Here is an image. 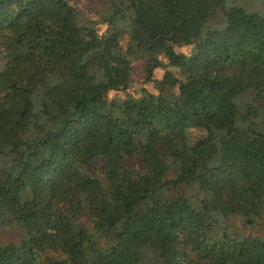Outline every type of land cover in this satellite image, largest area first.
<instances>
[{
	"label": "trees",
	"instance_id": "trees-1",
	"mask_svg": "<svg viewBox=\"0 0 264 264\" xmlns=\"http://www.w3.org/2000/svg\"><path fill=\"white\" fill-rule=\"evenodd\" d=\"M100 1L0 0V264H264V0Z\"/></svg>",
	"mask_w": 264,
	"mask_h": 264
},
{
	"label": "rangeland",
	"instance_id": "rangeland-1",
	"mask_svg": "<svg viewBox=\"0 0 264 264\" xmlns=\"http://www.w3.org/2000/svg\"><path fill=\"white\" fill-rule=\"evenodd\" d=\"M70 2L71 4L75 5L80 14H82L83 17H88L94 19V21H99V12L102 10V4L100 3V0H66ZM224 25V21L220 17H213L208 20L207 27H215V28H221ZM119 27L122 30L123 34L119 41V46L121 48H125V45L128 42V27L126 23L120 22ZM97 28L99 29V33H103L105 30V25L98 24ZM174 49L177 52H186L189 53L190 45H184V46H178L174 47ZM132 74H131V81L130 85L126 90L116 91L112 90L109 91L106 94V98L104 100L105 108L109 112H111L113 115L118 116L119 112L112 108L110 104L108 103L112 99H125L126 97H129L130 95H139L141 94L142 87H146L148 91L152 93H157V89L155 87L156 80L160 79L162 77V74L164 72V69H157L154 72L153 80L152 81H146L145 80V71H144V58H135L132 59ZM191 134L193 136H199L203 135L204 132L197 127H194L191 129ZM216 136L219 139L221 137V132L216 131ZM128 163H132L135 166L141 165V162L138 158L134 157L129 160H127ZM103 161L96 159L91 162L90 168L92 169V172L98 176H102V168H103ZM14 204L10 202L9 200L5 198H0V214L4 217L12 216L14 213ZM254 232L257 234H263L264 230L261 232L258 229H254ZM19 238V232L17 229L13 226H8L6 229H0V240L2 241H9V240H15ZM140 264H156V261L154 259H148L140 262Z\"/></svg>",
	"mask_w": 264,
	"mask_h": 264
}]
</instances>
